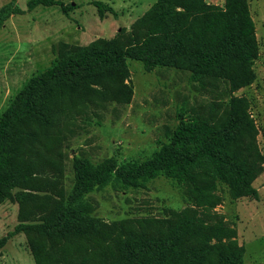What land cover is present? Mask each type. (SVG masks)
I'll list each match as a JSON object with an SVG mask.
<instances>
[{"label": "trees", "instance_id": "obj_1", "mask_svg": "<svg viewBox=\"0 0 264 264\" xmlns=\"http://www.w3.org/2000/svg\"><path fill=\"white\" fill-rule=\"evenodd\" d=\"M40 5H60L68 14L62 0H29L27 10ZM95 5L101 18L106 11L116 15L106 2ZM24 12L16 0L2 5L0 27ZM258 54L248 0H225L222 7L206 0H155L128 31L121 27L114 37L86 45L61 42L51 66L32 76L0 116V203L11 199L15 188H26L35 174L41 157L32 145L37 140L33 127L59 124L61 95L99 89L112 100L131 101L130 59L143 62L146 71L187 69L191 82L221 85L222 97L191 116L179 112L177 126L145 160L107 157L94 163L74 156L70 191L58 190L39 222L22 216L0 239V250L24 232L36 264H244L236 229L213 209L221 186L231 198L258 195L253 181L263 172L264 155L248 101L234 94L254 82ZM158 177L184 187V198L196 207L137 222L117 220L105 235L85 203L87 196L109 186L142 188ZM22 192L15 194L17 200Z\"/></svg>", "mask_w": 264, "mask_h": 264}, {"label": "rangeland", "instance_id": "obj_2", "mask_svg": "<svg viewBox=\"0 0 264 264\" xmlns=\"http://www.w3.org/2000/svg\"><path fill=\"white\" fill-rule=\"evenodd\" d=\"M10 1L0 0V7ZM28 1L16 0L25 12L11 15L0 27V116L32 76L51 66L61 42L86 45L114 37L121 27L128 31L155 0H62L68 5V14L60 5H40L29 11ZM96 1L110 3L117 15L106 11L101 18ZM206 1L218 7L225 3ZM248 2L259 45L253 65L256 78L234 94L248 101L256 142L264 155V0ZM128 63L134 88L129 103L112 100L99 89L86 94L71 92L57 101L60 122L56 127H33L37 140L32 145L41 157L39 166L26 188H15L14 196L0 203V239L14 231L22 216L26 222H39L57 191H70L74 156L88 157L94 163L107 157L120 162L145 160L165 140L166 132L177 126L179 112L191 116L221 100V85L217 89L191 82L187 69L155 67L146 71L141 61L130 59ZM44 159L49 163L43 164ZM253 186L257 197L240 198H231L227 187L221 186L216 191L221 200L213 210L236 229V240L245 249L244 264H264V164ZM19 191L24 193L21 201L15 196ZM85 203L102 223L105 235L117 220L137 222L196 207L184 198V187L165 177L152 179L142 188L105 187L89 194ZM0 264H36L27 234L20 232L7 240L0 250Z\"/></svg>", "mask_w": 264, "mask_h": 264}, {"label": "crops", "instance_id": "obj_3", "mask_svg": "<svg viewBox=\"0 0 264 264\" xmlns=\"http://www.w3.org/2000/svg\"><path fill=\"white\" fill-rule=\"evenodd\" d=\"M139 2L141 3L142 0H137V3H139ZM154 2H155V1H154ZM154 2H151V4L149 5V8H150V6H151ZM108 4L111 5L110 3H108ZM134 4H135V3H134ZM136 5H137V4H136ZM111 6L113 7V5H111ZM113 8H114V7H113ZM149 8H148V9H149ZM148 9H147V10H148ZM114 10L117 11L115 8H114ZM116 15H117V12H116Z\"/></svg>", "mask_w": 264, "mask_h": 264}]
</instances>
